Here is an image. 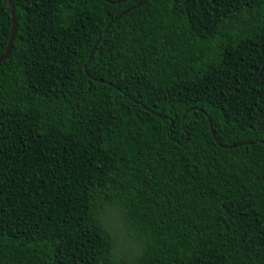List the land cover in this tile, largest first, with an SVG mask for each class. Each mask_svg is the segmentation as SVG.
I'll use <instances>...</instances> for the list:
<instances>
[{
  "label": "trees",
  "instance_id": "16d2710c",
  "mask_svg": "<svg viewBox=\"0 0 264 264\" xmlns=\"http://www.w3.org/2000/svg\"><path fill=\"white\" fill-rule=\"evenodd\" d=\"M11 8L0 264H264V0Z\"/></svg>",
  "mask_w": 264,
  "mask_h": 264
},
{
  "label": "water",
  "instance_id": "95a60500",
  "mask_svg": "<svg viewBox=\"0 0 264 264\" xmlns=\"http://www.w3.org/2000/svg\"><path fill=\"white\" fill-rule=\"evenodd\" d=\"M7 1H10V0H7ZM137 6H139V5H136L133 8H136ZM10 14H11V34H10V39L8 41V44H7V47L5 49L4 54L0 57V61L5 60V59H7L9 57L10 49H11V46H12V42H13V39H14L15 33H16L17 21H16L15 14H14V11H13L12 8L10 9ZM118 18H120V16ZM109 26H110V23L105 27V31L108 29ZM98 42H99V39L96 41L95 45L93 46V48L91 50V53H90V56L93 55L95 47H96ZM209 126H210L211 133L214 135V132H213V129H212V123H211L210 120H209ZM241 144H251V142L238 143L236 145L230 146L229 148L237 147V146H239Z\"/></svg>",
  "mask_w": 264,
  "mask_h": 264
}]
</instances>
